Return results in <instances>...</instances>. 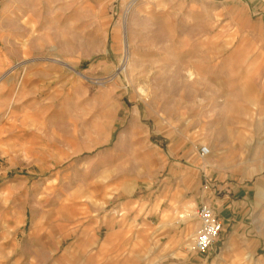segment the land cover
<instances>
[{
  "label": "rangeland",
  "instance_id": "obj_1",
  "mask_svg": "<svg viewBox=\"0 0 264 264\" xmlns=\"http://www.w3.org/2000/svg\"><path fill=\"white\" fill-rule=\"evenodd\" d=\"M31 65L52 78L26 80ZM0 110L44 126L0 149V264H122V235L139 264H225L228 230L193 249L206 195L264 236V0H0ZM178 185L183 241L157 217L138 234L125 208L170 207ZM8 200L20 226L1 221ZM260 258L264 245L235 264Z\"/></svg>",
  "mask_w": 264,
  "mask_h": 264
},
{
  "label": "crops",
  "instance_id": "obj_2",
  "mask_svg": "<svg viewBox=\"0 0 264 264\" xmlns=\"http://www.w3.org/2000/svg\"><path fill=\"white\" fill-rule=\"evenodd\" d=\"M24 70L27 72L23 75L26 80H29L30 78L35 81H42L52 78L50 74L45 73L46 70L41 65H31L26 69L24 68ZM1 112L2 111L0 110V149L2 148L8 151H12L14 143L13 135H18L22 137L20 139V144L22 146L17 149L25 150L27 148L26 144L28 143V137L38 136L44 133V126L39 123H37L38 125H35L34 123L29 122L23 117H14L10 112ZM224 186L227 187V185ZM219 189H221L222 191L223 188ZM232 191L235 192L236 190ZM170 193V199L173 201L170 207L164 209L161 208V206L157 207V201L155 200L153 205L148 204L147 206H142L141 202L135 201L125 208V218L128 220V222H131L132 228L138 227V234L140 232L147 233L148 230H151V220L157 217L159 223L163 224L162 227L165 230L172 232L170 234L171 243H173V241H175L176 243H181L183 241V234L175 232V221L176 219L177 221H180L183 213L188 210L189 200L182 199L186 191L179 185L177 187H173ZM10 197L11 193L8 197L9 200H11ZM203 199V203L210 205L216 211L219 220L222 223V230H228V233L230 234L222 244V254L220 255V261L224 262L225 264H235L236 262H240L244 257L249 258L252 257L254 253L257 254L260 246L264 245V236H262L261 234V226L254 223V214L250 213L249 210H243L236 203V201H233L228 195H206L205 198L203 197ZM9 200L6 203L4 219L1 221H3V224L7 226H10V224L11 226H20L23 222V219L21 217H18L19 215L15 216V218L13 217L15 210L11 205L12 202ZM91 215L93 214L91 213ZM97 215V217L91 216L88 219V222L91 225L102 226V224H107V217L101 215L100 213H97ZM116 221L117 224L120 223L119 219H117ZM123 221L124 220H122L121 223L125 225V221ZM55 222L61 224L64 221L59 218V220L55 219ZM148 233V235L152 237L156 232L153 231L152 234L150 232ZM123 237L124 235H122L121 240L116 242V247L121 246L123 248L120 252V256H122L120 262H122V264H139V255H135L137 254V251H134V253L131 251L128 252L129 254L133 253L134 255L132 256L127 254V251H124V246H126V243ZM139 244L140 241L138 238H134L131 242H129V245H132V247H134L135 249L139 248ZM2 245L4 244H2V242L0 241V246ZM101 247L102 249H104V245H102ZM118 247L117 251H119ZM173 250L178 249L175 248ZM172 258H180L179 260L177 259V262L180 264H189L187 255H184L182 251H180L177 255H174V257ZM260 259L264 261V258Z\"/></svg>",
  "mask_w": 264,
  "mask_h": 264
},
{
  "label": "built area",
  "instance_id": "obj_3",
  "mask_svg": "<svg viewBox=\"0 0 264 264\" xmlns=\"http://www.w3.org/2000/svg\"><path fill=\"white\" fill-rule=\"evenodd\" d=\"M198 154L204 158L210 154L206 146L199 148ZM199 223V229L193 238V249L195 252L204 254L216 242L222 230V224L216 212L207 204H200L194 213Z\"/></svg>",
  "mask_w": 264,
  "mask_h": 264
}]
</instances>
